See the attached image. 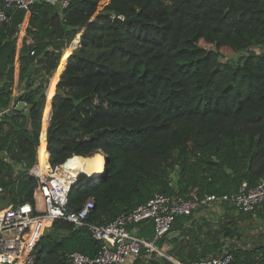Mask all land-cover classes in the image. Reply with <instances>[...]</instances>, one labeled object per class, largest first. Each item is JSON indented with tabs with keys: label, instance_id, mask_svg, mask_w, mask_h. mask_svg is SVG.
I'll list each match as a JSON object with an SVG mask.
<instances>
[{
	"label": "trees",
	"instance_id": "16d2710c",
	"mask_svg": "<svg viewBox=\"0 0 264 264\" xmlns=\"http://www.w3.org/2000/svg\"><path fill=\"white\" fill-rule=\"evenodd\" d=\"M77 36L80 46L66 62ZM16 95L22 111L14 110ZM6 108L0 203H29L35 215L45 208L28 170L39 162L51 171L74 154L102 152L109 160L103 175L81 174L69 192L67 211L94 201L93 225H107L155 193L202 200L253 187L264 178V0H71L64 9L41 1L7 11L0 25ZM98 130L104 133L89 140ZM191 215L177 217L171 230ZM131 229L153 238L149 220ZM164 237L156 246L185 263L223 249L204 238L172 254L163 250ZM195 247L205 249L196 255ZM99 249L87 229L55 220L36 243L33 264H71V252L94 257ZM228 253L230 264H264V244ZM130 264L173 263L153 252Z\"/></svg>",
	"mask_w": 264,
	"mask_h": 264
},
{
	"label": "built area",
	"instance_id": "2783aa9c",
	"mask_svg": "<svg viewBox=\"0 0 264 264\" xmlns=\"http://www.w3.org/2000/svg\"><path fill=\"white\" fill-rule=\"evenodd\" d=\"M59 4L67 8L71 0H41ZM36 0H0V25L7 20V11H27ZM22 28L19 36H25ZM33 54V53H31ZM24 103V102H23ZM25 104V103H24ZM26 106V104H25ZM10 108L0 110V116ZM28 174L37 180L45 212L35 215L29 203L0 209V264H33V249L44 231L55 220H62L76 228H85L100 249L94 257L73 251L67 255L71 264H130L144 253L150 256L155 252L173 264H230L231 254L208 257L185 263L169 258L156 246V242L169 231L177 217L189 216L203 205L223 204L235 207L245 213H252L264 205V178L255 186L241 184L236 192L225 195H207L202 200L185 199L179 196H166L155 193L145 204L130 212H123L107 225H93L87 222L95 207L92 199L86 200L80 208L67 211L69 187L77 177L62 172V165L49 170L47 165L34 164ZM3 190L0 187V194ZM1 204V203H0ZM146 220L153 223V238H141L131 229Z\"/></svg>",
	"mask_w": 264,
	"mask_h": 264
},
{
	"label": "rangeland",
	"instance_id": "374dc122",
	"mask_svg": "<svg viewBox=\"0 0 264 264\" xmlns=\"http://www.w3.org/2000/svg\"><path fill=\"white\" fill-rule=\"evenodd\" d=\"M79 46H80L79 39L78 37H76L66 49V50L71 49L69 54L66 57V62L68 60V57L72 53V51L78 48ZM66 50L63 52V55L66 52ZM63 55H62V58H63ZM232 57H233L232 55L226 56V58H232ZM55 74H56V71L53 73V75L49 79L48 86L45 90V96L48 95L50 91L51 80L53 79ZM15 92L16 90L14 91V94ZM54 93H55V87L53 90V95ZM51 98L50 99L46 98V106H45V108L49 107L50 112H51ZM44 112H45V109H44ZM43 120H44V114L42 117V123H43ZM48 122H49V118L46 123V128L48 126ZM92 154H89V155H92ZM222 206L223 208L226 209L229 215L224 219L219 218L218 220H216V222H213V221L210 223L207 222V224L210 225L209 233L206 232L204 234L201 231V228L204 225H199V224L196 225L195 223H192L191 225H194L196 228H191L188 230L186 234L184 233L186 237L193 239L194 241L198 239L199 243L205 242L204 238H209V240L211 241L213 239L218 240L219 244H221L223 248L222 253L216 256L211 255L207 257H220V256H223L224 254H229L228 253L229 251H235V250L245 251V250L253 248L255 245L264 244V222H247L249 221L248 218L251 216V214L239 212L238 210H234L230 206H226V205H222ZM8 207H13V206L10 205ZM206 234H211V236L206 235ZM185 248L186 249L184 250V254L188 253L187 247ZM200 248L201 247L197 249H200ZM204 249L205 247H203L201 250H204Z\"/></svg>",
	"mask_w": 264,
	"mask_h": 264
},
{
	"label": "crops",
	"instance_id": "0c3cea01",
	"mask_svg": "<svg viewBox=\"0 0 264 264\" xmlns=\"http://www.w3.org/2000/svg\"><path fill=\"white\" fill-rule=\"evenodd\" d=\"M2 203V202H1ZM223 204H210V205H203L198 208H196L193 211V214L188 218V220L180 226V229H177L174 227V230L170 231L164 238L168 240L163 247V250L166 252H171L172 254L175 253H184V250H181L183 246L190 245L191 242L194 243V240L191 239L190 241L188 237H184V233L186 234L189 229L196 228L194 225H191L192 223H195L196 225H204L201 228V231L205 234L206 232L209 233L210 225L207 224L210 222H216L219 218L224 219L226 218L229 213L226 211L225 208L222 206ZM10 206V203H8L5 207ZM245 213V212H244ZM251 214V216L248 218L249 221L247 222H264V205L257 207L255 210V213H247ZM251 219V220H250ZM201 227V226H200ZM211 233V232H210ZM210 235L211 234H206ZM177 239V242H169L173 239ZM188 249V248H187ZM182 251V252H181ZM201 250L198 249L199 253ZM189 252V251H188ZM186 254V253H185ZM171 258V257H169ZM168 260V259H167Z\"/></svg>",
	"mask_w": 264,
	"mask_h": 264
},
{
	"label": "water",
	"instance_id": "95a60500",
	"mask_svg": "<svg viewBox=\"0 0 264 264\" xmlns=\"http://www.w3.org/2000/svg\"><path fill=\"white\" fill-rule=\"evenodd\" d=\"M41 2V0H36V3H39ZM114 15L115 17H118L119 15L114 12ZM131 19H124V21H130ZM78 39H79V36H77ZM14 102H15V106H14V110L16 111H22L25 109V104L23 102L20 101V96H16L14 98ZM104 133V130H98V131H95L93 134H91L89 136V140L93 141V140H96L100 135H102ZM76 159H84L85 161H98L99 163V171H98V174L97 175H94V176H88L86 175L85 173L83 172H80L78 175H84L86 176L88 179L90 180H95V179H98L101 175L104 174L105 172V169L108 165V158L102 153V152H98V153H95V154H92V155H86V156H83V155H78V154H74V155H71L70 157H68L62 164V167H66V168H69L72 166V163L74 160ZM76 183H73L70 185L69 187V191H71L74 187H75ZM9 203V199L6 198L1 204H0V209H4L5 206ZM146 222V220H142L140 221L139 223H144Z\"/></svg>",
	"mask_w": 264,
	"mask_h": 264
},
{
	"label": "bare ground",
	"instance_id": "6f19581e",
	"mask_svg": "<svg viewBox=\"0 0 264 264\" xmlns=\"http://www.w3.org/2000/svg\"><path fill=\"white\" fill-rule=\"evenodd\" d=\"M62 165V164H61ZM99 171L98 161H85L84 159H76L73 161L72 166L69 168L62 167V172L67 173L69 176L77 177L80 172L88 176L97 175Z\"/></svg>",
	"mask_w": 264,
	"mask_h": 264
}]
</instances>
